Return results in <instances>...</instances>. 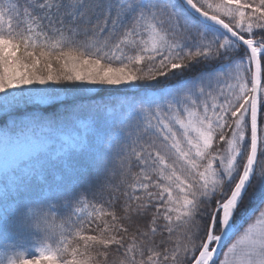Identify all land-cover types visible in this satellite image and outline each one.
Instances as JSON below:
<instances>
[{"label":"snow or ice","instance_id":"6c2138e0","mask_svg":"<svg viewBox=\"0 0 264 264\" xmlns=\"http://www.w3.org/2000/svg\"><path fill=\"white\" fill-rule=\"evenodd\" d=\"M0 144V264H264V0H0Z\"/></svg>","mask_w":264,"mask_h":264},{"label":"rangeland","instance_id":"374dc122","mask_svg":"<svg viewBox=\"0 0 264 264\" xmlns=\"http://www.w3.org/2000/svg\"><path fill=\"white\" fill-rule=\"evenodd\" d=\"M6 154L9 158V160H11L18 153H17L16 149H14V148H7L6 149L3 144H0V167H2L4 164ZM260 203H261V197H260L259 193H257V195L253 198V200L251 202L250 212L248 214H246L245 217L243 219H241V221L239 222L241 230L243 229V227H246V221L249 219V215L258 209ZM61 223H62V216L58 217V219L56 220L57 228H59ZM1 237H2V239L0 240V245H2L5 242L6 234L3 231L1 232Z\"/></svg>","mask_w":264,"mask_h":264},{"label":"trees","instance_id":"16d2710c","mask_svg":"<svg viewBox=\"0 0 264 264\" xmlns=\"http://www.w3.org/2000/svg\"><path fill=\"white\" fill-rule=\"evenodd\" d=\"M73 219H76V217L74 216ZM93 228H94V225H93ZM1 232L2 231H0V239L2 238L1 237ZM85 232H86V234H91V232H89L87 228L85 229Z\"/></svg>","mask_w":264,"mask_h":264}]
</instances>
